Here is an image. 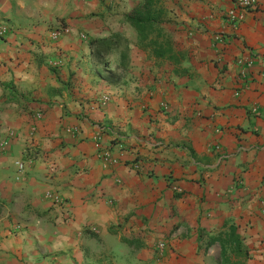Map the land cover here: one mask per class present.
I'll list each match as a JSON object with an SVG mask.
<instances>
[{"label": "crops", "instance_id": "obj_1", "mask_svg": "<svg viewBox=\"0 0 264 264\" xmlns=\"http://www.w3.org/2000/svg\"><path fill=\"white\" fill-rule=\"evenodd\" d=\"M234 2L166 6L177 65L124 25L131 69L112 85L89 44L112 14L0 0V264H222L207 242L231 226L249 255L232 264H264V0L235 26Z\"/></svg>", "mask_w": 264, "mask_h": 264}, {"label": "trees", "instance_id": "obj_2", "mask_svg": "<svg viewBox=\"0 0 264 264\" xmlns=\"http://www.w3.org/2000/svg\"><path fill=\"white\" fill-rule=\"evenodd\" d=\"M165 4L164 0H142L128 14L124 15L123 22L137 34L135 46L138 49L148 51L157 60L169 61L177 65L184 59V54L177 50L171 36L164 28L169 11ZM89 44L94 56L105 67L104 81L112 85L124 82L128 77L132 63L133 46L130 38L120 33H113L107 37L90 39ZM114 54L119 55L115 65L110 60ZM92 237L99 239L94 234ZM124 241L130 245L135 243ZM216 243L221 247L222 264H232V256L249 258L247 251L243 250L241 238L233 226L229 228V231L220 233L218 237L210 238L207 245L210 247Z\"/></svg>", "mask_w": 264, "mask_h": 264}, {"label": "built area", "instance_id": "obj_3", "mask_svg": "<svg viewBox=\"0 0 264 264\" xmlns=\"http://www.w3.org/2000/svg\"><path fill=\"white\" fill-rule=\"evenodd\" d=\"M257 2H258V0H235L234 7L226 14L228 22L230 24H232L233 26L242 23L245 20L248 12L256 8ZM9 28L10 27L7 24H1L0 25V39H2L8 33ZM64 31H65V29L62 27L59 30L53 32L52 39H55V40L59 39L60 36H62V34L64 33ZM110 101H111V96L104 95L99 99L98 104L100 106H106L110 103ZM251 112L253 114H256L258 112V107L254 106L251 109ZM39 117H41V115H39ZM31 131H32V133H35L36 127L32 128ZM74 132H75V130H74ZM6 145L7 144L5 141H1L0 142V149L4 150ZM102 157L107 162H111V161L114 162V160L111 158L108 151L103 152ZM133 168L137 170V169H140L141 166L139 164H136V165H134ZM18 170L20 172H23L24 170H26L25 165L23 163H20ZM54 199L56 200L57 197L54 196ZM63 203H61V204H63ZM157 249H158L160 255H163L164 251L166 249V243L164 241L158 243Z\"/></svg>", "mask_w": 264, "mask_h": 264}, {"label": "rangeland", "instance_id": "obj_4", "mask_svg": "<svg viewBox=\"0 0 264 264\" xmlns=\"http://www.w3.org/2000/svg\"><path fill=\"white\" fill-rule=\"evenodd\" d=\"M96 3V5L98 6L97 12L98 15L97 16H107L110 14H112L114 20L113 23H111V27L113 28V30H110L109 32H107L108 34H113V33H120L123 34V36H126L128 38H130L131 35V31L129 29V27H125L123 20L118 19L117 17L121 18L124 15V12H130L134 6L138 5L139 3H141L142 0H90ZM166 2V6H175V2L177 1H181V0H164ZM99 7H103L105 9V11L103 13H101L99 11ZM107 14V15H106ZM108 18V17H107ZM110 25L106 26L109 27ZM105 25L102 26V29ZM99 29V28H98ZM129 29V31L127 30ZM117 30V31H116ZM118 55L114 54L111 56L110 60L112 62V64H114V62L116 61Z\"/></svg>", "mask_w": 264, "mask_h": 264}]
</instances>
